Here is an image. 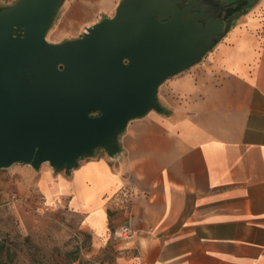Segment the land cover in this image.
Segmentation results:
<instances>
[{"label": "crops", "instance_id": "crops-1", "mask_svg": "<svg viewBox=\"0 0 264 264\" xmlns=\"http://www.w3.org/2000/svg\"><path fill=\"white\" fill-rule=\"evenodd\" d=\"M158 99L164 111L133 118L117 158L58 175L92 255H104L93 264H264V21L233 25ZM124 224L131 238L117 235Z\"/></svg>", "mask_w": 264, "mask_h": 264}, {"label": "water", "instance_id": "water-1", "mask_svg": "<svg viewBox=\"0 0 264 264\" xmlns=\"http://www.w3.org/2000/svg\"><path fill=\"white\" fill-rule=\"evenodd\" d=\"M64 2L0 3V168L48 162L71 172L98 149L117 158L128 123L164 111L161 84L232 28L221 0H120L81 36L53 42Z\"/></svg>", "mask_w": 264, "mask_h": 264}, {"label": "rangeland", "instance_id": "rangeland-1", "mask_svg": "<svg viewBox=\"0 0 264 264\" xmlns=\"http://www.w3.org/2000/svg\"><path fill=\"white\" fill-rule=\"evenodd\" d=\"M119 1L112 9L101 6L102 0L97 10H86L83 0H65L48 39L60 42L81 36L88 26L114 15ZM263 1L252 0L234 25L252 19L263 24ZM101 153L106 152H97ZM45 170H53L54 176ZM59 174L66 176V170H55L48 162L38 170L26 163L0 168V264H93L104 256L92 255L83 213L60 196Z\"/></svg>", "mask_w": 264, "mask_h": 264}, {"label": "flooded vegetation", "instance_id": "flooded-vegetation-1", "mask_svg": "<svg viewBox=\"0 0 264 264\" xmlns=\"http://www.w3.org/2000/svg\"><path fill=\"white\" fill-rule=\"evenodd\" d=\"M224 4V7L221 11V18L225 26L228 23H232V26L235 24L237 19L242 15L244 10L251 4L252 0H221ZM241 4L240 7L237 6ZM99 112H94L93 114H98ZM101 150L98 149L97 152Z\"/></svg>", "mask_w": 264, "mask_h": 264}, {"label": "built area", "instance_id": "built-area-1", "mask_svg": "<svg viewBox=\"0 0 264 264\" xmlns=\"http://www.w3.org/2000/svg\"><path fill=\"white\" fill-rule=\"evenodd\" d=\"M118 236L123 238H131L133 236V230L130 224H124L117 232Z\"/></svg>", "mask_w": 264, "mask_h": 264}, {"label": "trees", "instance_id": "trees-1", "mask_svg": "<svg viewBox=\"0 0 264 264\" xmlns=\"http://www.w3.org/2000/svg\"><path fill=\"white\" fill-rule=\"evenodd\" d=\"M0 248H2V246H0Z\"/></svg>", "mask_w": 264, "mask_h": 264}]
</instances>
